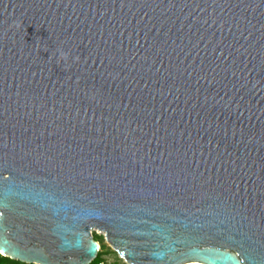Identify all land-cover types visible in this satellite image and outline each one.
<instances>
[{
  "label": "water",
  "instance_id": "95a60500",
  "mask_svg": "<svg viewBox=\"0 0 264 264\" xmlns=\"http://www.w3.org/2000/svg\"><path fill=\"white\" fill-rule=\"evenodd\" d=\"M93 230L264 264V0H0V255L90 264Z\"/></svg>",
  "mask_w": 264,
  "mask_h": 264
},
{
  "label": "rangeland",
  "instance_id": "374dc122",
  "mask_svg": "<svg viewBox=\"0 0 264 264\" xmlns=\"http://www.w3.org/2000/svg\"><path fill=\"white\" fill-rule=\"evenodd\" d=\"M91 233L92 237H94V240L99 246V252L97 253V256L94 260H99L103 262V264H129L120 256H118V254L114 251L110 243L106 241L103 232L101 233L99 231H92Z\"/></svg>",
  "mask_w": 264,
  "mask_h": 264
},
{
  "label": "clouds",
  "instance_id": "9594fccd",
  "mask_svg": "<svg viewBox=\"0 0 264 264\" xmlns=\"http://www.w3.org/2000/svg\"><path fill=\"white\" fill-rule=\"evenodd\" d=\"M58 52V60L57 63L63 62L65 65L70 66L71 62H79V57H73L70 62V53L63 51L62 49H57Z\"/></svg>",
  "mask_w": 264,
  "mask_h": 264
},
{
  "label": "trees",
  "instance_id": "16d2710c",
  "mask_svg": "<svg viewBox=\"0 0 264 264\" xmlns=\"http://www.w3.org/2000/svg\"><path fill=\"white\" fill-rule=\"evenodd\" d=\"M100 262L101 261L99 260H94L90 264H99ZM0 264H22V263H19L18 261H13V260H10L9 258L0 256Z\"/></svg>",
  "mask_w": 264,
  "mask_h": 264
},
{
  "label": "built area",
  "instance_id": "2783aa9c",
  "mask_svg": "<svg viewBox=\"0 0 264 264\" xmlns=\"http://www.w3.org/2000/svg\"><path fill=\"white\" fill-rule=\"evenodd\" d=\"M98 252H99V246H98ZM0 256H2V255H0ZM3 257V256H2ZM99 264H103V262H100Z\"/></svg>",
  "mask_w": 264,
  "mask_h": 264
},
{
  "label": "bare ground",
  "instance_id": "6f19581e",
  "mask_svg": "<svg viewBox=\"0 0 264 264\" xmlns=\"http://www.w3.org/2000/svg\"><path fill=\"white\" fill-rule=\"evenodd\" d=\"M93 231H98V230H93ZM100 232V231H99ZM102 233V232H101Z\"/></svg>",
  "mask_w": 264,
  "mask_h": 264
}]
</instances>
